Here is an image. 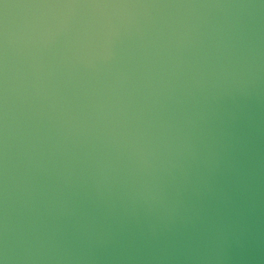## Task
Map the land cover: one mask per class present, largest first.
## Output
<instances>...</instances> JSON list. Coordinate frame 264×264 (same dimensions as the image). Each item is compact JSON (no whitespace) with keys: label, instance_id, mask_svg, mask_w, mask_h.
Masks as SVG:
<instances>
[{"label":"water","instance_id":"1","mask_svg":"<svg viewBox=\"0 0 264 264\" xmlns=\"http://www.w3.org/2000/svg\"><path fill=\"white\" fill-rule=\"evenodd\" d=\"M0 264H264V0H0Z\"/></svg>","mask_w":264,"mask_h":264}]
</instances>
